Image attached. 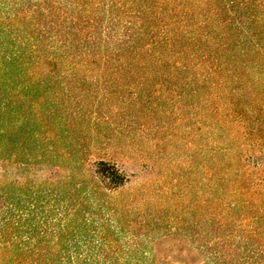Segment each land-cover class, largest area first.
Segmentation results:
<instances>
[{"label":"rangeland","instance_id":"obj_1","mask_svg":"<svg viewBox=\"0 0 264 264\" xmlns=\"http://www.w3.org/2000/svg\"><path fill=\"white\" fill-rule=\"evenodd\" d=\"M77 1L95 20L81 22L87 38L75 53L82 46L86 57L42 67L24 57L17 75L0 62V177L27 194L55 180L61 193L81 201L91 164L109 160L127 180L109 198L96 195L100 211L118 210L121 225L144 232L139 239L156 243L158 256L188 259L185 247L206 231L235 232L241 217L264 239V0H134L132 11L114 10L123 22L158 33L171 18L195 41L143 47L150 41L144 35L119 56L103 48L108 0ZM139 5L148 12L137 16ZM154 57L170 62L158 65ZM31 70L49 75L37 79ZM240 146L244 165L236 175ZM223 175L236 177L242 194ZM218 192L248 206L206 207ZM205 210L213 219L203 223ZM219 216L233 223L218 228Z\"/></svg>","mask_w":264,"mask_h":264},{"label":"trees","instance_id":"obj_2","mask_svg":"<svg viewBox=\"0 0 264 264\" xmlns=\"http://www.w3.org/2000/svg\"><path fill=\"white\" fill-rule=\"evenodd\" d=\"M132 3L134 0L106 2L105 18L101 20H106V23L101 31L104 35L103 48L107 53L119 56L123 49L133 51L144 35L149 36L150 41L144 42L143 47L162 42L174 44L185 36L195 41L191 31L175 26L171 18L166 24L162 23L163 27L157 25L161 26L158 33L150 31L151 34L143 30V25H134L129 20L123 22L114 10L130 6L126 11H132ZM139 6L134 10L136 15L148 12L149 6ZM91 15L77 0H0V62L7 66L11 74L16 72L17 75L20 69H24V57L28 58L30 67L62 63L76 57L75 54L86 57L87 52L80 50L82 46L78 48V53L75 52L79 42L86 37L82 35L86 28L81 26L82 23L95 22ZM163 19H159L160 22ZM162 31L164 34L160 33ZM205 37L207 46L214 44L208 34ZM169 60L154 57L152 62L163 65ZM171 62L175 65L181 61ZM31 72L37 79L49 75V71H40L37 75ZM239 122L236 125L242 127ZM238 150L236 175L244 165L241 159L245 156L243 146ZM89 175L91 188L81 201L61 193L55 180L45 178L44 186L27 194L13 190L9 182L0 177V264H264V239L256 235L244 217L234 220L238 221L235 232L216 234L213 231L209 234L205 230V238L198 245L184 248L190 253L188 259L158 256L161 250L156 243L152 240L143 243L139 239L145 238L144 232L127 231L121 225L118 210L114 208L109 212L99 209L103 205L97 204L96 195L102 192L109 198L111 192L122 187L127 180L122 167L100 159L91 164ZM222 180L227 182L230 190L242 194L236 177L228 179L223 175ZM218 185L213 182V191L219 188ZM230 194L227 201V197L218 192L214 202L208 199L205 205L223 203L226 208L248 206L245 199H233ZM93 207L98 208L94 211ZM93 214L97 216L93 217ZM208 215L205 210L203 223L212 221L213 217L208 218ZM216 221L218 228L222 229L233 223L221 216ZM165 246L169 249L173 244ZM8 251L16 254L4 259Z\"/></svg>","mask_w":264,"mask_h":264}]
</instances>
